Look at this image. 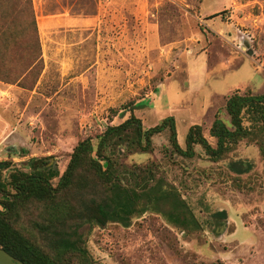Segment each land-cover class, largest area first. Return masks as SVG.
I'll return each instance as SVG.
<instances>
[{"label": "rangeland", "instance_id": "rangeland-1", "mask_svg": "<svg viewBox=\"0 0 264 264\" xmlns=\"http://www.w3.org/2000/svg\"><path fill=\"white\" fill-rule=\"evenodd\" d=\"M34 6L45 68L34 87L17 85L22 92L10 106L13 130L0 141V161L13 168L31 171L40 164L62 175L78 142H97L108 125L126 120L132 101L164 82L165 108L176 97L187 99L183 86L193 65L208 66L207 87L195 95L206 104L201 125L208 137L218 108L229 120L228 94L264 93V0H34ZM152 105L145 100L142 108ZM139 109L146 128L159 122ZM168 144V134L159 135L153 153H134L125 162L161 163L203 228H177L154 208L135 216L130 227L84 224L81 246L96 264H264V157L258 147L244 141L234 153L253 165L243 175L226 161L178 159L189 174L164 159ZM222 210L227 218L214 219Z\"/></svg>", "mask_w": 264, "mask_h": 264}, {"label": "trees", "instance_id": "trees-1", "mask_svg": "<svg viewBox=\"0 0 264 264\" xmlns=\"http://www.w3.org/2000/svg\"><path fill=\"white\" fill-rule=\"evenodd\" d=\"M44 68L34 0H0V81L32 88ZM142 100L132 101L129 117L108 125L97 142L93 137L80 140L62 175L40 164L24 171L13 168L9 160L0 161L1 247L26 264H96L80 244L81 226L117 223L130 227L135 216L154 208L177 228L201 230V221L178 186L167 179L161 163L144 167L125 162L134 153H153L155 137L164 133L169 142L162 149L164 159L189 174L178 159L226 161L238 175L250 172V160L233 157L244 141L255 144L264 157V93L236 89L227 97L229 120L217 113L210 137L203 125H192L184 145L174 115L144 126L136 112ZM56 178L58 183H54ZM213 217L225 219L227 212L218 211Z\"/></svg>", "mask_w": 264, "mask_h": 264}, {"label": "crops", "instance_id": "crops-1", "mask_svg": "<svg viewBox=\"0 0 264 264\" xmlns=\"http://www.w3.org/2000/svg\"><path fill=\"white\" fill-rule=\"evenodd\" d=\"M200 63H202V61ZM208 72L207 65L190 66L188 68L186 86H183L185 92L189 95L187 99L183 100L181 97H176L172 104L169 105V108H165L162 100L169 94V87L168 82H164L159 87V92L153 93L140 102L139 110H146L150 118L157 119V121L162 120L166 115H174L176 117L179 139L180 141L181 139L185 141L186 135L192 125L205 123L204 115L206 112V104L204 102H198L195 99V95L204 91L207 87ZM21 89L17 85L0 81V141L5 139L13 130L12 118L9 110L12 100L21 94ZM177 92L179 94V88L176 89V95ZM229 95L230 94H228V96ZM228 96H226V98ZM145 100L152 102L153 105L150 108L147 107V109L145 107L142 108ZM221 109V107L218 108L215 115L219 113L218 111ZM181 126L184 128L183 134L180 131Z\"/></svg>", "mask_w": 264, "mask_h": 264}, {"label": "water", "instance_id": "water-1", "mask_svg": "<svg viewBox=\"0 0 264 264\" xmlns=\"http://www.w3.org/2000/svg\"><path fill=\"white\" fill-rule=\"evenodd\" d=\"M252 53V51H250ZM0 264H26L0 246Z\"/></svg>", "mask_w": 264, "mask_h": 264}]
</instances>
